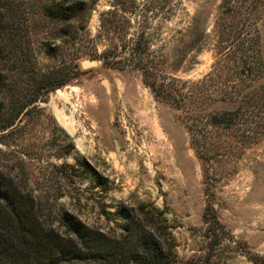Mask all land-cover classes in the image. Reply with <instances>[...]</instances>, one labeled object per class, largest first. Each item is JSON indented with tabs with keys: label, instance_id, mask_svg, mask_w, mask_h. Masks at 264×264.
Segmentation results:
<instances>
[{
	"label": "trees",
	"instance_id": "obj_1",
	"mask_svg": "<svg viewBox=\"0 0 264 264\" xmlns=\"http://www.w3.org/2000/svg\"><path fill=\"white\" fill-rule=\"evenodd\" d=\"M98 1L0 0V144H19L27 133L24 120L45 116L39 101L72 83L85 55L108 66L128 61L158 101L182 112L208 196L203 212L208 258L195 264H214L215 251L230 235L214 205L216 183L264 139V0L220 1L213 24L214 61L197 80L167 72L164 56L152 50L155 19H169L174 0H114L100 13L93 37L89 23ZM203 19L197 12L190 27L191 51L198 53L208 37ZM59 41L69 44L68 60L63 66H43L37 50L56 58ZM104 41L108 46L98 53ZM62 149L60 157L70 155L73 141ZM0 154H5L2 148ZM1 155L0 264H181L166 210L144 202L138 209L118 206L107 219L119 231L92 227L34 189L25 167L9 171ZM249 258L264 264V255Z\"/></svg>",
	"mask_w": 264,
	"mask_h": 264
},
{
	"label": "rangeland",
	"instance_id": "obj_2",
	"mask_svg": "<svg viewBox=\"0 0 264 264\" xmlns=\"http://www.w3.org/2000/svg\"><path fill=\"white\" fill-rule=\"evenodd\" d=\"M113 1H98L89 23L93 37L100 13ZM220 1L174 0L169 19L156 17L152 50L164 56L161 65L167 72L197 80L211 70ZM200 11L208 37L198 53L191 51L190 27ZM261 35L264 56V26ZM58 43L56 58L37 50L43 66H63L68 60L69 44ZM107 46L98 43L96 50ZM84 59L93 56L80 59L82 72L72 83L39 101L45 116L24 120L27 133L19 144H0L6 168L20 172L25 167L34 189L92 227L119 231L107 219L108 211L155 204L166 210L181 264L202 263L209 252L203 220L208 196L182 112L158 101L128 61L116 67L95 58L100 64L85 68ZM70 140L74 149L60 157ZM236 167L215 186L214 205L230 235L215 251L214 264H254L251 253L264 255V139L247 149Z\"/></svg>",
	"mask_w": 264,
	"mask_h": 264
},
{
	"label": "water",
	"instance_id": "obj_3",
	"mask_svg": "<svg viewBox=\"0 0 264 264\" xmlns=\"http://www.w3.org/2000/svg\"><path fill=\"white\" fill-rule=\"evenodd\" d=\"M100 64V60L99 59H84L82 61V66L85 68L91 67V66H97Z\"/></svg>",
	"mask_w": 264,
	"mask_h": 264
}]
</instances>
